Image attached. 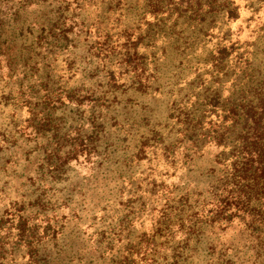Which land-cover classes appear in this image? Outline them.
Wrapping results in <instances>:
<instances>
[{
  "label": "rangeland",
  "instance_id": "1",
  "mask_svg": "<svg viewBox=\"0 0 264 264\" xmlns=\"http://www.w3.org/2000/svg\"><path fill=\"white\" fill-rule=\"evenodd\" d=\"M257 103L264 0H0V264H264Z\"/></svg>",
  "mask_w": 264,
  "mask_h": 264
},
{
  "label": "trees",
  "instance_id": "2",
  "mask_svg": "<svg viewBox=\"0 0 264 264\" xmlns=\"http://www.w3.org/2000/svg\"><path fill=\"white\" fill-rule=\"evenodd\" d=\"M256 111L264 110L260 103L253 106ZM250 129L249 139L251 144H246L247 152H242V158L246 160L238 176L240 182L236 183L237 198H244L242 205H259L264 199V120H254L252 123L246 122ZM242 199V198H241ZM253 216V223L260 225L259 229L264 232V204L256 209H250ZM257 228V230H259ZM264 240V238H263Z\"/></svg>",
  "mask_w": 264,
  "mask_h": 264
}]
</instances>
